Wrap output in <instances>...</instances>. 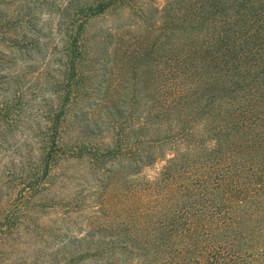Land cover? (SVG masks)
<instances>
[{
	"label": "rangeland",
	"instance_id": "obj_1",
	"mask_svg": "<svg viewBox=\"0 0 264 264\" xmlns=\"http://www.w3.org/2000/svg\"><path fill=\"white\" fill-rule=\"evenodd\" d=\"M166 1L92 20L74 73L63 53L83 0H0V264H161L159 225L188 181L164 178L177 143L167 115L157 127L156 71L161 56L200 33L171 22ZM112 138L118 147L106 155ZM199 237L167 245L184 251ZM246 244L240 236L239 250Z\"/></svg>",
	"mask_w": 264,
	"mask_h": 264
},
{
	"label": "trees",
	"instance_id": "obj_2",
	"mask_svg": "<svg viewBox=\"0 0 264 264\" xmlns=\"http://www.w3.org/2000/svg\"><path fill=\"white\" fill-rule=\"evenodd\" d=\"M138 2L83 0L76 11L75 39L66 42L63 53L67 71L75 73L81 66L76 52L86 50L87 24L115 9L134 10ZM162 13L200 33L160 55L155 70V101L162 108L160 118L156 114L157 127L167 115L169 137L177 143L164 178H185L188 185L172 212L161 219L154 254L161 264H264V0H167ZM217 23H222L221 31H216ZM209 67L214 68L207 71ZM203 73L206 92L199 87ZM50 125L56 133L58 122L52 119ZM54 138H49L51 145ZM116 140L112 138L106 155L118 147ZM194 232L201 237L184 251L167 245ZM240 236L247 238L245 250H239ZM136 244L141 248L147 243Z\"/></svg>",
	"mask_w": 264,
	"mask_h": 264
}]
</instances>
